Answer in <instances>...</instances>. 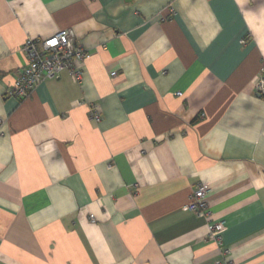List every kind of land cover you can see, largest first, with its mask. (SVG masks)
I'll list each match as a JSON object with an SVG mask.
<instances>
[{"label": "crops", "instance_id": "crops-1", "mask_svg": "<svg viewBox=\"0 0 264 264\" xmlns=\"http://www.w3.org/2000/svg\"><path fill=\"white\" fill-rule=\"evenodd\" d=\"M65 28L81 81L10 96ZM263 64L264 0H0V264H264Z\"/></svg>", "mask_w": 264, "mask_h": 264}, {"label": "built area", "instance_id": "built-area-1", "mask_svg": "<svg viewBox=\"0 0 264 264\" xmlns=\"http://www.w3.org/2000/svg\"><path fill=\"white\" fill-rule=\"evenodd\" d=\"M173 12V9H169ZM22 50L26 62L17 70V76L8 87V94L17 99H24L30 95L38 83L47 79H56L66 70L77 82L82 79V69L76 63L85 62L90 53L75 42L71 28L58 30L54 34L41 39H26ZM112 75L114 74L111 73ZM255 88L264 96V64L262 65ZM181 95L180 91L175 93ZM90 118L99 119V113L93 105L89 107ZM205 183L195 186L188 197L187 207L190 211L205 218L209 224L208 236L219 246L222 242L221 233L224 230L222 220L212 219L209 211L211 200L207 194ZM93 219V215H89ZM218 263V261H217Z\"/></svg>", "mask_w": 264, "mask_h": 264}]
</instances>
